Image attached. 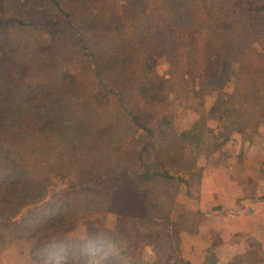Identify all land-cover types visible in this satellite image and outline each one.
Listing matches in <instances>:
<instances>
[{"label": "rangeland", "instance_id": "rangeland-1", "mask_svg": "<svg viewBox=\"0 0 264 264\" xmlns=\"http://www.w3.org/2000/svg\"><path fill=\"white\" fill-rule=\"evenodd\" d=\"M59 1L63 12L52 11L53 7L41 0H0V81L9 86L3 97L0 95V113L13 116L17 109L21 122L14 131L13 138L19 141L15 144L6 140V134L13 133L11 121L4 122L6 134L0 133L4 137L0 140V154L8 155L10 160L19 151L22 159L19 169L28 171L22 178L25 187L46 188L38 197L36 192L31 198L28 196L27 202L37 201L20 209L15 216L17 230L1 228L0 264H172L175 254L166 244L175 241L176 234L170 227L179 220L180 209L175 203V193L167 196V189L176 190L177 176H183L181 153L187 160L196 161V157L209 156V148L203 146L199 152L191 145L186 152L177 146L178 151L170 155L174 157L171 159L166 156V147L173 141L168 143L167 136L171 134L176 138L182 134L174 123L179 117L182 123L190 122L185 113L195 111L200 99L206 100L209 95L213 100L220 95L227 97L233 94V88L210 94L203 89V76L195 75L188 88L200 93V97L191 95L193 101L186 102L184 88L178 82L180 77H185V69L181 65L178 67L176 59L171 61L165 56L144 61V73L149 78L145 83L150 89L147 100L139 95L134 84L125 89L114 87L110 80L107 82L109 74L104 69V62L122 60L124 51L116 47L125 41L128 43L136 34L131 22L118 20L116 24L110 20L113 13L125 16L131 10L132 0H118V3L86 0L82 2L84 5L73 0ZM190 1L202 3V0ZM231 1L236 11H243L250 17L264 12V0ZM153 3L152 0L149 3L150 11ZM90 16L98 18L97 30L89 27ZM13 17H23L27 26L2 25ZM242 20L247 26L249 21ZM261 24L262 21L255 22V25ZM117 26L119 29L130 26V29L118 33L115 32ZM78 39L82 43L77 44L75 40ZM260 40L256 49L264 55V38ZM96 52H105L106 60L95 61ZM65 71L79 76L77 82L72 81L67 88L59 81V74ZM156 78L169 82L165 84ZM76 86L80 88L78 94L72 91ZM170 89L174 92L170 93ZM108 91L117 95L105 98ZM212 99L205 101L206 111ZM57 102L60 109H66L64 122L48 113L55 109L52 104ZM206 111L200 116L207 121V128H214L216 122L212 123L215 120L210 119L212 113ZM134 116H138L142 125L155 128L156 132L134 134ZM30 118L39 127L28 126ZM53 119L56 121L54 128L49 132L40 130V125ZM166 119L173 125L162 131ZM92 131L95 132L94 139H90ZM113 133L129 136L120 149L118 144L111 149L106 143L105 136ZM45 141L54 143L51 155L58 160L50 161V174L43 176L38 170L41 165L37 164L44 162ZM80 143L83 146L76 150ZM37 148L43 153L32 154L31 151ZM62 152V157L71 156L70 160L61 159L69 160L64 164L60 160ZM121 158L130 171L141 174L147 170L151 179L140 180L133 175L131 181L124 179L114 186V179L103 175L117 165L122 166ZM8 159L0 156V178L10 173L16 163ZM80 163L84 169L78 173ZM94 168L99 172H94ZM31 171L34 172L33 184L28 182ZM165 171L176 179H161ZM3 186L8 187L7 184ZM119 216L143 220L118 222ZM104 230L127 234L135 251L130 250L125 255L129 245L128 248L121 247L108 238ZM38 244L43 245L34 250Z\"/></svg>", "mask_w": 264, "mask_h": 264}, {"label": "trees", "instance_id": "trees-1", "mask_svg": "<svg viewBox=\"0 0 264 264\" xmlns=\"http://www.w3.org/2000/svg\"><path fill=\"white\" fill-rule=\"evenodd\" d=\"M41 1H46L50 7H53L52 11L63 12L59 0ZM85 1L86 0H73L74 3H84ZM112 1L118 3V0ZM152 1H154L151 7L152 11L149 10V3L151 0H132L131 10L126 13L125 16L119 13L112 14L111 22H116V24L118 20L131 22L132 26L134 25L132 29L136 35L131 37L130 43L128 42L129 44L125 41L118 46V48L116 47V49H122L124 51L125 57L122 58V60L111 59L108 62H104V69L109 74L107 82L110 80L114 84V87L122 86L123 89L134 84V86H137L139 95L147 100L150 89L149 85L145 83V81L149 79L144 73L146 69L145 62L154 59L156 56H165L171 61L176 59L175 61H177L179 65L178 67L181 65L185 69V77H180V81L178 82L182 84L181 86L184 88L183 99L186 102L193 101L191 95L200 97V93L193 92L188 88L195 75L203 76V89L208 90L210 94H214L216 91L218 92L219 89L225 90L230 87L233 88V94L227 97L220 95L216 100H213L212 96L209 95L206 98V100H213L209 106V113H212L210 114L212 116L210 119L216 121V126L213 129L207 128V121H204L203 117H201L200 121L190 131L184 132L176 138L168 134V143H171L170 141L173 142L166 147V156L171 157V159L174 157L170 155L178 151L177 146H179L182 151L186 152L191 149V145L193 149L197 151L205 146L209 148L208 155H210L222 149L236 133H242L244 131L256 132L260 126L264 125V55L256 49V45L261 41L260 38H264V12H261V14H258L256 17H250L243 11H236L231 0H202L201 4L190 0ZM89 18V20H91L89 27L97 30L98 27L96 24L99 22L98 18L96 16H90ZM242 18L246 19L245 22L249 21L247 26L243 25ZM260 21H262L261 25H255V22ZM2 25H15L16 28H21L27 26V23L23 17H13ZM126 29L129 30L130 26H127V28L126 26H122L121 29L117 26L115 32H125ZM128 30L126 32H128ZM75 42L77 44L82 43L80 39L75 40ZM106 58L107 54L105 52H96L95 61H98V63L106 60ZM59 75V81L64 83V88L70 87L72 81L77 82L79 79V76L76 77V75L68 71L61 72ZM125 80L126 82H124ZM156 80L165 84L169 82V80H163L161 78H156ZM6 87L9 88L4 82L0 81L1 97H3ZM72 91L78 94L80 88L76 86ZM173 92L174 90L170 89V93ZM115 94V92L108 91L105 98L115 96ZM120 94L123 96L122 91ZM76 99L77 97L74 99V103ZM206 100L203 97L202 101L201 99L199 100L198 108H194L199 114L206 111ZM0 102H2V100H0ZM57 105L58 102L52 104L55 109L49 110L48 113L51 116L56 115V119H59L58 121L61 120L64 122L66 109H60ZM202 107L205 110H203ZM138 116L143 119L141 115ZM138 116H134L132 119L136 128L135 131L133 130L134 134L138 135L147 132L149 135H152L156 132L155 128H148L142 125L138 121ZM7 119L11 121L13 133L10 131L8 134L5 133L4 122ZM27 123L28 126L33 125L39 127L38 125H34L31 118ZM55 123L56 121H54V119L51 122L44 123L40 125L42 127L40 130L43 131L44 129V132L45 130L49 132L50 129L55 127ZM20 124L19 117H17V109L13 116L12 114L6 116L0 113V133H5L7 135L6 140H8V142L9 140L10 143L12 142L14 144L19 142L18 139L13 138V136L16 127ZM172 125L173 124L167 119L164 120L162 131H165V128L167 129V127H171ZM137 131L139 132L137 133ZM93 133L95 132L92 131V134ZM128 137L123 133H113L105 136V139L106 143H109L111 148L116 144H118V147L122 146V144L126 143ZM91 138L94 139V134L90 139ZM0 140H4V137L0 136ZM175 141L177 144L174 143ZM44 143L46 145V149L44 150L45 159L43 163L37 165H41L38 166V170L43 173V176H46L50 174V171H48L51 166L50 161L58 159H54V155H51L54 153L52 150V145L54 143L50 141H45ZM82 146L83 143H80L76 147V150L78 147ZM37 152L40 154L43 153L41 148L31 151L32 154ZM62 155L63 152L60 160L62 158L69 159L71 157L65 155L62 157ZM0 156H2L3 159L9 158L6 154H0ZM13 156L14 157L10 160L8 159L9 161L16 162L12 171L4 176V178H0V183L2 182L0 184V189L6 191L5 194L0 193V230L3 227L4 231L17 230L18 224L15 222V216L20 213V209H24L37 201L36 199L34 202H27L29 201L28 196L31 198V194L36 192L35 196L38 197L44 194L46 190V188L33 187L32 185H26L25 187L26 183L23 182L24 180L22 178L25 173L28 174V171H21L19 169V167H21L19 163L22 162V159H20V152L18 151ZM123 156L128 158L127 154ZM180 157L183 158L182 169L184 172L182 175L189 174L195 167L198 157H196V161L192 158L187 160L184 157V153H181ZM69 160H63L64 162L61 161L64 164ZM89 160L92 161V158L89 157ZM121 161H118V163L121 162L124 166L117 165L103 175L106 176V178H113L115 182L114 186L125 181L124 179H126V181H131L130 177L133 175L140 180L151 179L147 170L146 172H141V174L137 171L134 172V170L130 171L129 166H127L128 168L125 167L126 163H124L123 158H121ZM145 168H147V166ZM83 169L84 165L80 163L78 166V173H81ZM36 172L38 173L37 170ZM94 172L99 171L97 168H94ZM33 174L34 172H29L28 177V182L32 184L33 182L31 181H34V178L32 179ZM28 178L26 180H28ZM160 178L171 181L176 179L167 171H165ZM4 184H7L8 187L6 186L3 188ZM15 194H19V196H14ZM123 219H125L127 223L130 221L136 222L143 220V218L142 220H138L119 216L118 222H123ZM183 224L175 223L173 225L176 238L179 233L183 231H192L194 228ZM104 233H107L106 236L112 238V240L121 247L124 245L128 248L127 245H129L128 252H124L125 255H128L130 250L135 251V247L130 244L131 240L127 234L110 233L108 230H104ZM0 243V245L3 244L2 240ZM42 245L43 244H38L34 250H39Z\"/></svg>", "mask_w": 264, "mask_h": 264}, {"label": "crops", "instance_id": "crops-1", "mask_svg": "<svg viewBox=\"0 0 264 264\" xmlns=\"http://www.w3.org/2000/svg\"><path fill=\"white\" fill-rule=\"evenodd\" d=\"M185 115L190 122L174 123L180 133L201 119L196 111ZM177 182L166 193H175L180 209L170 229L175 223L194 228L166 244L175 254L172 264H264V125L236 133Z\"/></svg>", "mask_w": 264, "mask_h": 264}]
</instances>
